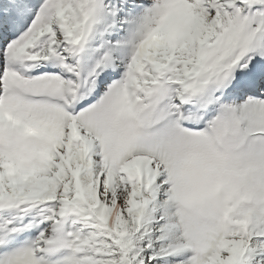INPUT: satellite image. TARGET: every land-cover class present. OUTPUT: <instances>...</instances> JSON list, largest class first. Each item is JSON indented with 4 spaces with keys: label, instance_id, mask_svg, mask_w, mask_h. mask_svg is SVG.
Wrapping results in <instances>:
<instances>
[{
    "label": "rangeland",
    "instance_id": "1",
    "mask_svg": "<svg viewBox=\"0 0 264 264\" xmlns=\"http://www.w3.org/2000/svg\"><path fill=\"white\" fill-rule=\"evenodd\" d=\"M140 1L122 81L95 103L88 94L106 58L83 81L58 56L35 63L23 25L0 26V264H35L38 251L60 247L43 224L55 229L65 212L118 232L111 212L140 213L157 179L183 250L243 264L249 240L264 239V0H239L241 8L207 22L202 0ZM87 12L85 28L96 14ZM59 32V42L81 49L73 31ZM31 96L41 101L28 104ZM120 173L143 191L111 196ZM24 229L31 248L18 242Z\"/></svg>",
    "mask_w": 264,
    "mask_h": 264
},
{
    "label": "trees",
    "instance_id": "2",
    "mask_svg": "<svg viewBox=\"0 0 264 264\" xmlns=\"http://www.w3.org/2000/svg\"><path fill=\"white\" fill-rule=\"evenodd\" d=\"M0 1L11 3L13 10L19 11L22 22L28 24L23 42L49 32L52 37L50 42L54 45L51 51L61 58L65 57L66 60L67 49L55 42L60 28L55 23V15L60 12L66 30L69 33L73 31L74 38L77 37L82 41L87 37V53L83 65L88 71L104 53L111 54L119 62H124L128 56L133 33L127 22L131 9L139 4V0ZM38 2L46 5L43 14H35ZM239 2V0H202L206 22L214 13L220 17L232 14L233 7H240ZM261 6L263 7L264 4ZM262 7L256 6V10L262 11ZM88 9L96 14L94 20L85 28ZM4 15H6L5 20L9 18L15 24V14L10 12ZM48 43V38L44 37L33 45L29 54L37 58L44 57L48 51ZM259 55L262 56L261 53ZM157 181L153 188L157 196L156 200L149 194L142 193L146 204L140 213L122 210L111 212L109 215L111 224L118 232L111 225H102L94 215L84 219L75 214H66L63 228L59 232L62 241L66 244L55 252L40 253L39 257L34 259L35 264H212L207 262L204 254L181 248L185 243V237L176 220L175 206L169 200L166 183L159 179ZM91 185L85 183V186ZM130 190L136 191V194L143 191L139 182L136 180L130 182L124 174H120L110 186L109 193L116 197V194ZM121 234L127 238L126 246L119 243L118 237ZM28 240L22 242L27 243ZM244 250L243 264H264L262 237L251 238Z\"/></svg>",
    "mask_w": 264,
    "mask_h": 264
},
{
    "label": "built area",
    "instance_id": "3",
    "mask_svg": "<svg viewBox=\"0 0 264 264\" xmlns=\"http://www.w3.org/2000/svg\"><path fill=\"white\" fill-rule=\"evenodd\" d=\"M244 8H246V7H244Z\"/></svg>",
    "mask_w": 264,
    "mask_h": 264
}]
</instances>
